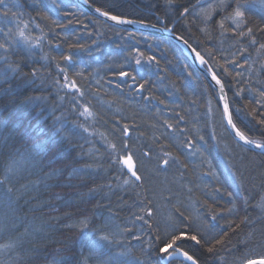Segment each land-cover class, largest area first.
I'll use <instances>...</instances> for the list:
<instances>
[{"label":"trees","instance_id":"trees-1","mask_svg":"<svg viewBox=\"0 0 264 264\" xmlns=\"http://www.w3.org/2000/svg\"><path fill=\"white\" fill-rule=\"evenodd\" d=\"M57 3L58 9L45 7L39 14L27 2L25 6L14 4V0L0 4V9L8 7L20 14L18 18L25 23L31 19L24 29L28 37L25 41L18 35L15 20L0 16V43L9 48L7 54L0 50V56L6 57L0 59V264H81L84 255L90 256V264H112L113 261L142 264L146 254L141 249L147 250L148 245L133 237L143 235L144 241H148L156 236L155 228L149 229L138 219H148L142 209L153 208L152 223L161 221V228L169 211H174L161 193L163 196L171 194L173 203L182 201L181 211L193 219L199 208L206 217L199 231L206 235L216 231L213 228L216 223L224 225L234 220V226L239 225L236 231L229 230L226 243L217 245L213 253L183 242L185 250L197 257L200 264H241L245 254L256 258L257 253L264 251V212L256 207L264 196V155L245 151L227 133L221 122L220 103L208 82L173 41L140 32L129 36L127 31H110L103 22L95 23L73 0H57ZM90 3L94 7H107L108 0H90ZM180 3L193 13L187 23L176 20L171 12L166 16L164 0H116L117 6L111 10L157 26L174 24L175 34L188 40L202 54L211 47L213 57L206 56V59H210L209 66L222 74L233 122L250 138L264 140V126L257 123L258 116L255 119L251 116L256 107L252 104L255 97L248 91L249 88L253 92L258 90L257 80H264V68H261L264 50L259 47L264 43V32L260 31L264 29V0H230V7L213 13L207 25L201 22L203 11L198 0H180ZM208 3L218 4L219 0H205V5ZM237 4L245 13L242 31L246 33L252 28L258 42L252 45L247 35L233 37L234 26L226 20L228 31L223 44L226 51L217 53L218 22L228 17ZM64 12L70 14L65 16ZM73 12L75 15H71ZM195 12H201V17L195 16ZM45 15L66 27L52 25L50 20L42 18ZM80 22L94 35L88 36ZM19 28H23V23ZM202 28L205 31H201ZM97 32L103 35L97 36ZM237 41V48L242 51L229 47ZM135 48L146 55L154 54L160 60L159 65L135 68L127 59ZM232 53L236 54L237 66L225 65L232 74H224L217 61L225 64L224 57ZM45 55L49 57L47 60L42 59ZM65 55H71L74 63L63 61ZM125 62L139 73L140 82L148 80L143 93L129 89L108 71V66L112 65L114 72H118L119 65ZM9 63L19 64V70L12 72ZM57 63L68 69V87H64V74L59 72ZM240 64L245 66L241 68ZM35 70L42 79L32 76ZM80 70L83 77L74 75ZM93 72L104 76L103 87L96 85ZM237 73L241 74L239 78ZM73 81L83 95L71 87ZM117 83L121 87H117ZM238 88L245 89L240 97L234 96ZM149 95L156 97L151 103L143 99ZM209 98L212 99L211 113ZM160 100H164L167 107L160 104ZM85 108L91 115H81ZM157 108L161 110L159 114ZM78 124L88 128V132L77 127ZM124 124L129 125L128 144L135 153L134 162L145 176L143 187L124 184L129 177L120 174L118 170L122 166L113 163L114 156L109 159L106 155V144H119L122 139L120 129ZM197 130L204 137L203 141L197 137ZM172 136H178V140L171 141ZM217 141L228 148V155L217 146ZM80 145L85 152L83 157ZM198 146L204 150L208 163L199 156L186 158L183 155ZM149 149L151 155L145 157L143 153ZM89 150L94 152L92 157L87 155ZM163 150L179 157L186 167L172 166L166 173L157 174L156 155ZM227 160H232L235 167H226ZM193 162L199 167H193ZM85 164L92 167L86 168ZM209 164L216 178L211 175L203 178L209 185L205 191L220 188L218 195L222 199L218 204H212L201 187H197L198 177L202 172H209ZM232 172L242 174L243 187L233 181ZM106 185H111L113 194L105 195L109 190L102 186ZM229 201L236 205L235 215L226 219L218 216L217 221H212L208 205L219 213L231 207ZM84 217L91 223L81 230L78 222ZM101 229L112 235L111 241L99 239ZM128 248L130 253L120 255ZM150 253L147 258L156 261L155 246ZM180 260L182 258H178L177 264ZM184 264L191 263L185 261Z\"/></svg>","mask_w":264,"mask_h":264},{"label":"snow or ice","instance_id":"snow-or-ice-1","mask_svg":"<svg viewBox=\"0 0 264 264\" xmlns=\"http://www.w3.org/2000/svg\"><path fill=\"white\" fill-rule=\"evenodd\" d=\"M5 0H0V4H3ZM30 3L38 12L43 11V8H56L58 9L60 5L57 3V0H49L47 3H43L42 0H14V4H18L21 6H25V3ZM165 6H166V12L165 15L169 12H171L176 20L178 21H184L187 23V18L190 14H193L191 10L186 5H181L180 0H164ZM83 4L88 5L90 8L92 5L90 4V0H83ZM198 4L203 11V16L201 17V12H195L194 15L197 17H201V22L205 25L208 24V22L212 19V14L217 11H224L228 7H230V0H219V3H208L205 5V0H198ZM117 6L116 0H108L107 7L100 6L95 7L94 11L98 14L99 17H103L106 21H109L111 23H108L106 25L107 29L110 31H115L117 33H120L122 31H125V26H133L136 30L140 29H154L157 31H163L169 34H175L174 27H169L167 24H164L162 28H157L156 24L150 23L148 21L142 20V19H134L130 18L121 14H116L111 9L115 8ZM71 7V6H69ZM70 13L64 12L65 16H68ZM20 14L14 13L11 8L5 7L0 9V16L4 17H12L13 20L16 22V26L19 29L18 35L24 39L25 41L28 40V37L25 36L24 29L28 28L29 23H31V19L25 23L22 21L19 17ZM71 15H75V13H71ZM45 20H50L51 24L58 27L63 28L66 27V25L61 24L59 20L51 19L48 16L42 17ZM34 19V18H33ZM95 23H99L98 20H96L95 17L92 18ZM244 19H245V13L241 10V6L237 4L235 9H233L232 13L226 17L225 19H221L218 22V27L220 29L219 32V45L216 47L215 51L217 53H223L226 51L224 49L223 44L225 42V37L227 34L228 29L225 27V22L230 21V26H234V30L232 31L233 37H240L243 38L245 35H247L250 39V43L252 45H255L258 41L253 35V29L248 28L247 32L245 33L242 31L244 27ZM157 20H160V17H157ZM23 23V28H19V25ZM69 24L72 23L71 20L68 21ZM87 32L88 36L94 35L92 31L87 30V25H83L82 22H80ZM38 27V25H37ZM41 32H43V29H40ZM11 30H9L10 32ZM201 31H205L204 28L201 29ZM260 31L264 32V29H260ZM5 35H8V33H5ZM97 36L103 35L101 32L96 33ZM129 36H135L134 31H128ZM67 36H65V39ZM177 41L182 42L186 48L191 49V52L194 53V59L199 63V65L206 70L208 74H210L211 81L214 82L216 87V91L218 93V102L223 105V111L221 113V122L223 123L224 119L227 120V128L232 129L235 132V138L238 141L243 142L244 150L245 151H251L253 149L258 150L256 153L260 155H264V140H254L250 138L248 135H246L243 131H241L239 128H237L236 124L233 122V116L230 113V101L226 95L225 92V83L221 79V73L218 71H215L213 67L210 65V59H206V56L208 58L213 57V49L210 47L206 54H202L201 51L197 50V48L193 47L191 43H189L188 40L184 39L182 36H176L175 37ZM239 41H237L236 44H231L230 48H237V44ZM72 45H70L71 47ZM83 48V45L80 46ZM260 49L264 50V43H260ZM0 50H2L5 54L9 52V48L6 44L0 43ZM237 51H242V49L237 48ZM6 58L5 56H0V59ZM10 59V56L7 57ZM49 57L45 55L42 57V59L47 60ZM63 61L68 62L69 64L74 63L73 57L71 55H65L62 57ZM131 61V64L135 65V68H142L145 65L151 66L152 64L159 65V59L154 54H145L144 51H142L139 48H135L132 50L131 54L127 58ZM225 64H219V61H217V65L223 69L224 74L231 75V71L229 67L225 65H231L233 68L237 66V57L235 53H232L228 57H224ZM245 63H247L245 61ZM131 64L125 62L123 64L119 65L120 70L118 72H114L113 66H108V71L113 72L114 75H116L118 81L124 82L129 89H135V91L139 93H143L145 91V86L148 83V80H144L143 82H140L138 79L139 73L135 71V68L131 67ZM245 64H240L239 67L243 68ZM8 67L11 69L12 72H16L19 70L20 65L17 63H9ZM56 67L58 68L59 72L64 74V79L66 81L64 87H68V69L66 67H62L60 63H57ZM261 68H264V64L261 65ZM76 76L83 77L84 73L83 70L76 71L74 73ZM190 75V74H189ZM240 73L236 74V77H240ZM32 76L36 78H41L40 73L38 70H35L32 72ZM92 78L95 80V83L98 87H103L102 82L104 81V76L99 75L98 72L92 73ZM58 83V81H55ZM257 83L260 85L259 89L255 92L252 91L251 88L248 89L249 93L255 97V99L252 101V104H254L256 107L253 108L251 116L252 118H256L257 116L259 119H257V123L264 126V80H257ZM71 87L80 95H83L84 93L79 87H76L75 82H72ZM117 87H121L119 83H117ZM245 92L244 88H238L234 92V96L240 97ZM63 99V98H61ZM144 100L149 101L151 103L152 100L156 99L154 96H146L143 97ZM195 103V101H193ZM160 104L165 105L167 107V104L164 100L159 101ZM212 99H208V111L211 113L213 110L211 109ZM178 107V105H177ZM160 109L157 108L156 112L157 114L160 113ZM239 111V109L237 110ZM85 113H88L91 115V112L89 109L85 108L84 112L81 113V115H84ZM60 117H57V120H59ZM165 124L168 125L169 128H172L171 124H168V121H164ZM77 127H80L85 133L88 132V128L84 127L83 125H76ZM155 126V125H154ZM59 131V130H58ZM129 125L124 124V126L120 129V132L122 133V139H120L119 144L117 143H108L106 144L107 153L106 155L109 157V159H112V157H115V160L113 163H118L122 166L120 170L121 175L128 176L129 179L124 180V184L133 183L136 184L138 187H143V181H145V176L141 174L140 168L137 167L136 162H134V155L135 153L131 151L129 148L128 141L130 139L129 135ZM197 137L199 140L203 141L204 137L200 135L199 131L196 132ZM215 135V133H213ZM68 139V137H66ZM171 141L178 140V136H172L169 138ZM91 143V142H89ZM217 146L222 147L225 155H228L229 150L226 146H221L220 142L217 141ZM80 148V155L83 157L85 155L83 145L78 146ZM187 147L191 148L190 145H187ZM96 152L99 151V149L95 150ZM87 155L89 157H92L94 155V152L89 150L87 152ZM145 157H149L151 155V149L145 151L143 153ZM183 155L186 158H190L193 156H199L203 159L204 163H208L207 156L204 154V150H202L201 147H196L194 150H190L189 152L183 153ZM156 159L158 161L156 172L157 174L164 172H167L168 167H176L177 169L186 167V165L182 164L179 160V157H173L170 152L167 150H163L162 152L157 153ZM231 166L235 167V165L232 163V160L226 161V167ZM86 168H91V164H85ZM193 167H199L198 164L193 162ZM183 174L181 173V176ZM207 175H211L213 178H216L215 172L211 171V165L209 164V172L207 173H201V175L198 177L200 183L197 184V187H201V190L204 191V195L208 197L212 204H218L219 200L222 199V196H219L220 194V188H213L211 192L205 191L209 187L207 183H204V177ZM232 179L234 182L238 183L241 187H243V181H242V174L238 175L236 172L230 173ZM102 187H107L108 192L105 193V195H111L113 194V189L111 185H106ZM93 192L97 191V189H92ZM171 192V190H168ZM188 192L191 193L192 189L189 187ZM163 199L166 201V203L170 206L171 209H174V211L170 210L167 216L166 221L163 222V228H161V221L156 220L153 224L152 221L155 219L154 215V209L153 208H147L142 209V211H145V215L148 217V219H144V217H138V219L143 220V223L148 226L149 229L155 228L156 236L154 239H150L148 241H144L143 235H134V239L143 241V243H146L148 245V249H141V251H144L146 254V259L142 262V264H177L178 258H182L180 260V264H184L185 261L191 262V264H200L199 259L195 257L194 255L190 254L187 250H185L183 246V242H190L194 245L201 246L204 248V250L208 253H213L217 245H224L226 243L225 237L228 236L229 230L236 231V229L239 227V225H235L234 220H228L226 224L220 225L218 223L213 225V228L216 229L214 233L211 235H206L203 232L199 231L200 224L203 223V220L206 219L201 213L199 208H197V216L195 219L192 218L191 215H185L184 212L181 211V204L182 201L177 200L175 203L172 201L171 194L168 196H163V193H161ZM231 195V194H229ZM190 198V197H189ZM155 197H153V200ZM149 204H152V200L148 201ZM229 204H231V207H226L223 212H216L215 209L208 205V215H210L212 221H217V217L219 216L220 219H226L227 217L234 216L236 211V205L229 201ZM245 204H247V199H245ZM256 207H259L262 212H264V196L261 197V200L257 203ZM177 213H179L177 215ZM111 217L109 218V220ZM91 222L86 218H82L78 224L81 230H84L88 227V225ZM123 231H130V229H123ZM143 231V229L141 230ZM100 236L99 239L102 241H111L112 235L110 233H106L103 231V229L100 230ZM148 235L151 236V233H148ZM251 235V234H250ZM130 243V242H129ZM245 245H247V241H245ZM155 246V251L158 254V259L156 261H151L147 257H150V250ZM131 249L128 248L127 252L122 251L120 255H126L130 253ZM139 262V261H138ZM81 264H90V256L84 255L81 258ZM112 264H119L118 261H113ZM140 264V262H139ZM241 264H264V251L257 253L256 258H250L245 254V258L241 261Z\"/></svg>","mask_w":264,"mask_h":264},{"label":"water","instance_id":"water-1","mask_svg":"<svg viewBox=\"0 0 264 264\" xmlns=\"http://www.w3.org/2000/svg\"><path fill=\"white\" fill-rule=\"evenodd\" d=\"M83 11H85L88 15L92 16V17H95L96 19H98L99 21L103 22L104 24H108V23H111L109 21H106L103 17H99L97 13H95L94 11V7L92 5V7L90 8L88 5H85L83 4V0H73ZM172 27V26H171ZM157 28H162V26H157ZM125 31H134L135 33H142L144 35H147V36H153L155 38H158V39H167V40H170L171 42L173 41L178 47L179 49L184 53V55L186 56L187 60L190 61L192 67L198 71V73L202 76V78L204 79V81H207L208 84L210 85V87L213 89V91H215L216 95H217V98H218V93L216 91V87L214 82L211 81V78H210V74H208L206 72V70L204 68H202L199 63L197 61H195L194 59V53L191 52V49L189 48H186L185 45L180 42V41H177V39L175 38L177 36V34H169V33H166V32H163V31H157V30H154V29H140V30H136L133 26H125ZM226 92V91H225ZM227 95V93H226ZM220 110L221 112L223 111V105L220 103ZM231 113V112H230ZM224 125H225V128H226V131L227 133L230 134V136L232 137V139L235 141V143H237L238 145H241L242 147L243 146V142L242 141H238L236 138H235V132L230 129V128H227V120L226 118L224 119L223 121ZM253 152H257L258 150H251ZM191 263V262H189Z\"/></svg>","mask_w":264,"mask_h":264},{"label":"bare ground","instance_id":"bare-ground-1","mask_svg":"<svg viewBox=\"0 0 264 264\" xmlns=\"http://www.w3.org/2000/svg\"><path fill=\"white\" fill-rule=\"evenodd\" d=\"M93 7H94V6H93ZM94 8H95V7H94ZM91 17H92V16H91ZM92 18H93V17H92ZM96 20H98V19H96ZM98 21H99V20H98ZM173 25H174V24H172L171 26L173 27Z\"/></svg>","mask_w":264,"mask_h":264}]
</instances>
